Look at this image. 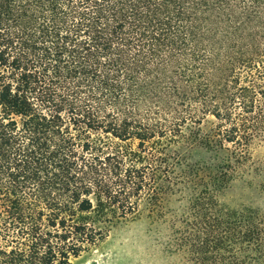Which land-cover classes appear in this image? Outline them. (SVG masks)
<instances>
[{
  "label": "trees",
  "instance_id": "1",
  "mask_svg": "<svg viewBox=\"0 0 264 264\" xmlns=\"http://www.w3.org/2000/svg\"><path fill=\"white\" fill-rule=\"evenodd\" d=\"M260 127L264 0H0V264H72L103 240L91 211L175 190L193 263L264 264L263 215L204 218Z\"/></svg>",
  "mask_w": 264,
  "mask_h": 264
},
{
  "label": "rangeland",
  "instance_id": "2",
  "mask_svg": "<svg viewBox=\"0 0 264 264\" xmlns=\"http://www.w3.org/2000/svg\"><path fill=\"white\" fill-rule=\"evenodd\" d=\"M218 127H221L218 121L207 117L196 131L199 136L212 138L219 131ZM261 130L260 127L257 137L250 141L246 161L240 165L234 179L227 180L220 189L210 193V206L205 219L215 213L225 219L228 211H240L244 207L264 216V133H260ZM221 144L224 148L232 147L231 143L224 141ZM200 146L193 150L191 163L200 160L208 162L211 151L203 143ZM131 147L135 149L136 146L133 144ZM203 189L199 186L194 192ZM182 194L175 190V194L168 196L162 211L157 214L149 212L143 205L137 214L126 217H120L116 208L106 207L102 216L97 211H91L88 217L103 230V240L73 259L72 264H195L191 261L192 255L183 252L179 241L180 231L186 227L177 219L188 207L187 199ZM208 227L211 228V225Z\"/></svg>",
  "mask_w": 264,
  "mask_h": 264
}]
</instances>
